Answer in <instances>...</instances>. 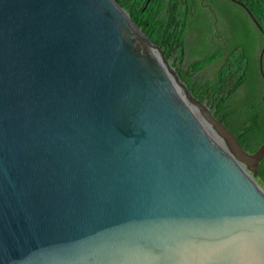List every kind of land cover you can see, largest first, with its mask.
I'll return each mask as SVG.
<instances>
[{
	"label": "water",
	"instance_id": "95a60500",
	"mask_svg": "<svg viewBox=\"0 0 264 264\" xmlns=\"http://www.w3.org/2000/svg\"><path fill=\"white\" fill-rule=\"evenodd\" d=\"M263 156L118 0H0V264H264Z\"/></svg>",
	"mask_w": 264,
	"mask_h": 264
},
{
	"label": "trees",
	"instance_id": "16d2710c",
	"mask_svg": "<svg viewBox=\"0 0 264 264\" xmlns=\"http://www.w3.org/2000/svg\"><path fill=\"white\" fill-rule=\"evenodd\" d=\"M135 1L144 5L135 22L148 30L156 23L155 4L159 6L162 0ZM174 1L169 0L171 16L164 36L167 45L173 41L180 47L177 73L191 92L208 91L216 104L215 116L248 151H256L264 142V78L258 61L264 33L235 1L216 0L219 5H214L209 0H182L179 11ZM241 1L264 28V0ZM119 2L124 5L127 0ZM257 177L264 184V156Z\"/></svg>",
	"mask_w": 264,
	"mask_h": 264
},
{
	"label": "rangeland",
	"instance_id": "374dc122",
	"mask_svg": "<svg viewBox=\"0 0 264 264\" xmlns=\"http://www.w3.org/2000/svg\"><path fill=\"white\" fill-rule=\"evenodd\" d=\"M174 3L177 4L178 11L183 7L182 0H175ZM123 7L129 12V14L135 20L137 13L140 11V9L144 7V5H143V2L136 3L135 0H127V2L123 5ZM170 10L171 9H169V0H162L159 6L155 4L153 13L156 14V23H154V25H151V26L148 25L149 26L148 30H144V31L151 38L154 44L159 46L163 50L169 63L174 67L176 71H178L179 61H180V47L173 41H170L167 45V38L164 36L165 31L167 29V22L169 21L170 16H171ZM177 18H178V21L181 20L179 16H177ZM140 27L143 29L142 25H140ZM170 29L173 30V26ZM202 89L198 92H192V93L200 101L206 104L211 109V111L214 113L216 111V106L214 105L216 104L214 101L211 102V95L209 94V92L205 90L202 91ZM198 96H201L202 99L201 97H198ZM257 180L264 187V184L261 182V180L258 177H257Z\"/></svg>",
	"mask_w": 264,
	"mask_h": 264
},
{
	"label": "flooded vegetation",
	"instance_id": "af4514ba",
	"mask_svg": "<svg viewBox=\"0 0 264 264\" xmlns=\"http://www.w3.org/2000/svg\"><path fill=\"white\" fill-rule=\"evenodd\" d=\"M212 4H214V5H219L218 4V2L216 1V0H209ZM233 1V0H232ZM215 15H217V13L216 12H213ZM250 16V15H249ZM251 18V17H250ZM252 19V18H251ZM217 26H218V24H216V28H215V30H218V28H217ZM262 74V73H261ZM263 76V75H262ZM264 78V77H263ZM263 95V94H262ZM263 100V99H262ZM264 102V101H263Z\"/></svg>",
	"mask_w": 264,
	"mask_h": 264
}]
</instances>
